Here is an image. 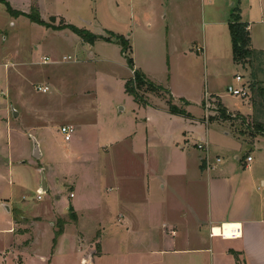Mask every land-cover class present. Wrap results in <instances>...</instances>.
<instances>
[{
  "label": "rangeland",
  "instance_id": "1",
  "mask_svg": "<svg viewBox=\"0 0 264 264\" xmlns=\"http://www.w3.org/2000/svg\"><path fill=\"white\" fill-rule=\"evenodd\" d=\"M7 1L12 12L0 2V234L15 217L11 247L21 264H85V256L101 251L107 254V261L96 257L95 264H136L129 254L148 252L147 241L138 245L135 239L128 243L117 237L106 238L107 232L115 235V231L100 226L102 212L95 195L94 174L83 171L85 181L72 201L84 217L80 226L74 207L69 205L76 185L63 182L60 176L56 183L51 180L52 184L46 179L48 190L44 191L40 169H51L49 163L60 161L59 173L74 168L67 159L71 151L80 156L89 154L93 166L103 167V171H107L106 163L101 164L100 159L111 161V176L138 166L128 163L127 158L141 159L142 166L143 158L132 155V141L114 145L108 154L94 152L99 139L106 146L109 136L116 138L121 130H134L136 126L137 137L141 126L150 125L155 130L158 164L166 156H175L176 147L198 151L195 146L210 127L213 130V117L218 118L216 99L220 97L234 114L246 112L247 101L230 95L229 86L241 88L247 83L255 89L264 87V59L253 55L242 65L232 55L226 57V50L231 51V36L225 29L224 33L221 29L215 32L211 24L217 16L220 22L230 20L235 0ZM242 2L248 4V0ZM33 13H38L44 24L32 22L29 16ZM68 25L113 42L85 41ZM120 38L129 42V53L117 44ZM45 57L48 64L43 63ZM127 57L134 70L164 88L151 92L148 86L133 82L147 104L127 91V82L134 78ZM6 60L12 61V66L5 67L9 64ZM238 76L243 82H237ZM39 87H48V91H38ZM165 89L186 97L191 108L181 100L170 102L171 95ZM169 103L196 118L207 113L210 125L204 123L206 118L170 121L165 112L170 111ZM14 109L19 113L17 118L13 117ZM260 114L264 119L263 110ZM97 123L104 131L102 135L98 130H83V125L95 128ZM242 123L243 119L237 118L233 124ZM66 124L75 127L71 142H65L60 132ZM33 137L39 141L41 160L33 156ZM209 140L215 148V138ZM86 182L91 186L85 191ZM69 208L74 210L75 220ZM60 231L62 237L55 245V235ZM4 238L10 235H0V252ZM28 251L33 253L19 257ZM0 264H4L1 258Z\"/></svg>",
  "mask_w": 264,
  "mask_h": 264
},
{
  "label": "crops",
  "instance_id": "2",
  "mask_svg": "<svg viewBox=\"0 0 264 264\" xmlns=\"http://www.w3.org/2000/svg\"><path fill=\"white\" fill-rule=\"evenodd\" d=\"M234 6L239 7L242 21L249 25L250 50L264 59V0H248L247 5L242 0H235L231 5L230 16ZM218 18L215 17L211 24L215 32L221 29L220 32L224 33L225 29L230 35V20L220 22ZM232 48L231 43V51L226 50V57L232 55L234 59ZM6 61L9 64L5 67L12 66V61ZM168 91L174 103L175 100L188 102L186 97L180 96L174 89ZM245 100L248 104L246 112L238 114L224 106L220 97L214 101L226 111L229 119L223 118L219 109H216L218 118L213 117L211 120L213 130L210 131V127L207 135L200 140V143L206 144L205 150L176 147L175 156H166L158 164L157 142L153 137L155 130L150 125L141 126V135L137 137L139 132L136 126L134 130H121L122 133L116 138L109 136L111 139H108L106 146H102L99 139L94 152L108 154L114 145L132 141V155L143 158L142 166L141 159L136 161L135 157L127 158L128 163L138 166L128 167L122 174L111 176L108 172L111 161L106 158L104 161L103 157L100 159L101 164L108 165L104 166L107 171H103V167L93 166L94 161L89 154L80 156L71 151L67 159H70V166L74 164V168L70 167L67 171L63 169L59 173L60 161L57 164L49 163L51 169L47 166L40 171L44 170L50 183L51 180L56 183L55 179L61 176L63 182L76 185L74 197L69 198V205L74 207L80 226L84 217L72 201L77 199L78 187L85 181L83 171L94 174L97 181L94 186L95 195L102 212L100 226L115 231V235H108L107 232L106 238L117 237L128 243L135 239L138 245H146L147 241L148 252L129 254V258L135 257L136 264H264V134L257 132V124L264 125V119L254 108L251 89L250 96ZM186 105L191 108L192 104L188 102ZM165 112L170 121L177 118L203 121L209 116L206 113L205 117L196 118L192 113L186 116L173 114L169 110ZM237 118H242L244 123L233 124ZM246 120L249 123L245 124ZM211 122L208 119L204 121L207 126ZM63 126L74 127L72 124ZM95 128L83 125V130H98L102 135L104 131L100 130L98 123ZM209 137L215 138V148ZM248 157H252V161H248ZM78 165L81 166L78 168ZM85 186L86 191L91 184L86 182ZM60 187L61 184L57 189ZM61 198L59 195L58 199ZM4 207H8V213L11 212L9 205L5 204ZM230 224L242 226L241 238H228L232 229ZM223 225H226V239L212 235V230ZM15 227L14 217L8 229L0 234L10 235L9 239L4 238L2 242L0 258L4 264H21L16 261L20 259L11 247ZM33 252H25L24 256L19 254V257L24 258L27 253ZM106 256L103 251L99 254L93 252L89 257L85 256L84 263L95 264L96 257L102 262Z\"/></svg>",
  "mask_w": 264,
  "mask_h": 264
},
{
  "label": "trees",
  "instance_id": "3",
  "mask_svg": "<svg viewBox=\"0 0 264 264\" xmlns=\"http://www.w3.org/2000/svg\"><path fill=\"white\" fill-rule=\"evenodd\" d=\"M0 2L6 4L10 12L13 11V9L11 8L7 0H0ZM29 19L32 20V22H35L39 25L44 24L39 18L38 13H33L32 15L29 16ZM229 24H230L229 28H230V36H231L232 46H233L234 60L237 64L244 65V63L246 62L248 58L256 54L254 53V51L250 50L251 39H250L249 30H248L249 25L248 23H245L242 21L240 9L238 6L233 7ZM67 28L72 30L75 34L79 35L83 40L91 42V43L97 40H106L111 43L113 42L111 39H108L106 37L96 36L89 31H87L86 33H83L82 31L74 27L73 25H68ZM119 43L122 44L123 52L125 54L130 52V45L126 39L120 38L117 41V44ZM127 59H128V63L130 67L134 71V78L131 81L127 82L126 84L127 91L130 94L134 95L135 99L139 101L140 103L147 104L145 99L142 98V96L138 94V91L135 89V87H133L134 85L133 82H135L137 85H140V86L142 85L148 86L151 92L164 91V88L148 80L142 72L138 70H134L133 65H132V60L129 57H127ZM250 89L252 91V102H253L254 108L258 110V112H261V110L264 111V87L261 86V87H258V89L250 87ZM165 91L171 95L170 91L166 89ZM172 99L173 98L171 95L170 102L172 101ZM184 102L185 104H188V102L186 101ZM169 106H170V111L173 114L187 116V113L184 110H181L178 107H176V105L169 103ZM219 112L223 118L229 119V115H227L226 111L222 107L219 108ZM257 132L264 134L263 124H257ZM69 210L70 212H72L71 213L72 217L75 220L76 215L74 214V210L72 208H69ZM62 234H63L62 231L56 233L54 241H53L55 245L57 243L58 237L61 236Z\"/></svg>",
  "mask_w": 264,
  "mask_h": 264
},
{
  "label": "built area",
  "instance_id": "4",
  "mask_svg": "<svg viewBox=\"0 0 264 264\" xmlns=\"http://www.w3.org/2000/svg\"><path fill=\"white\" fill-rule=\"evenodd\" d=\"M43 63L44 64L49 63L48 57L43 58ZM236 80L239 83L243 82V78H241L240 76H238ZM38 91H42L43 93H46L48 91V87H44V88L39 87ZM228 93L232 96H238L241 98H248L250 96V87L247 83H244V86L241 88L229 86L228 87ZM73 131H74V127H72V126H63L60 128V132L64 136V140L66 142L71 141L72 136H73V134H72ZM197 148L199 150H205L206 144L205 143H199V145H197ZM247 160L252 161V157H248ZM218 161H220V159H218ZM70 197L73 198L74 194H71ZM212 235H214V230H212ZM241 237H242V226L239 229H234V232L232 233L231 239H239Z\"/></svg>",
  "mask_w": 264,
  "mask_h": 264
},
{
  "label": "water",
  "instance_id": "5",
  "mask_svg": "<svg viewBox=\"0 0 264 264\" xmlns=\"http://www.w3.org/2000/svg\"><path fill=\"white\" fill-rule=\"evenodd\" d=\"M13 117L17 118L18 117V112H16V110H13ZM33 142H34V158L35 159H40L42 154L40 151V146L38 141L36 140V138H33ZM41 176H42V181H43V190L46 191L47 190V183H46V176L44 173V170L41 171ZM8 210V207H7Z\"/></svg>",
  "mask_w": 264,
  "mask_h": 264
},
{
  "label": "bare ground",
  "instance_id": "6",
  "mask_svg": "<svg viewBox=\"0 0 264 264\" xmlns=\"http://www.w3.org/2000/svg\"><path fill=\"white\" fill-rule=\"evenodd\" d=\"M224 226H226V225H223L221 228H219V227L215 228L214 229V235L219 236V237H223L224 239H226V236L224 235ZM230 226H232V229H231L230 235L228 237L229 239H231L232 233L234 232V229H239L241 227V225L230 224Z\"/></svg>",
  "mask_w": 264,
  "mask_h": 264
}]
</instances>
